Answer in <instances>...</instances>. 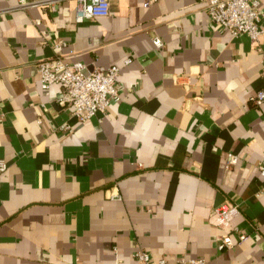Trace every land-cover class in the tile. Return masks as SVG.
<instances>
[{
	"label": "crops",
	"instance_id": "1",
	"mask_svg": "<svg viewBox=\"0 0 264 264\" xmlns=\"http://www.w3.org/2000/svg\"><path fill=\"white\" fill-rule=\"evenodd\" d=\"M19 1L0 0V264H264V31H221L201 0H111L81 23L75 0ZM53 58L119 67V101L80 122L42 90Z\"/></svg>",
	"mask_w": 264,
	"mask_h": 264
},
{
	"label": "built area",
	"instance_id": "2",
	"mask_svg": "<svg viewBox=\"0 0 264 264\" xmlns=\"http://www.w3.org/2000/svg\"><path fill=\"white\" fill-rule=\"evenodd\" d=\"M68 0H20L19 8L32 9L47 7L52 12ZM206 5L210 22L219 30L225 31L234 37L247 35L254 41H259L264 31V11L261 9V0H201ZM75 21L77 23L93 20L100 17H108L111 13V0H75ZM158 0H146V6L157 3ZM38 26L39 20L34 21ZM156 48H162L163 43L159 37L153 38ZM131 60H127L129 64ZM41 76V87L46 95H50L53 87L59 86L63 90L58 103L60 106L71 109V113L80 122H86L98 114H105L114 101H119L120 90L118 77L120 69L117 66L97 67L88 70L79 62L70 64L63 59L53 58L44 60L38 64ZM250 101L257 107L264 104V88L251 96ZM68 128V127H64ZM239 157L228 153L227 164L236 166ZM8 166L0 160V172H5ZM260 175L264 177V165L260 166ZM264 194V189H263ZM230 208L223 205L215 209V213L225 216ZM239 240H245V235H239ZM235 241L231 235H224L218 245L219 251L231 250L235 247ZM139 264H170L165 260L153 263L151 255L139 250L135 253ZM178 264H209L204 259L181 258Z\"/></svg>",
	"mask_w": 264,
	"mask_h": 264
}]
</instances>
